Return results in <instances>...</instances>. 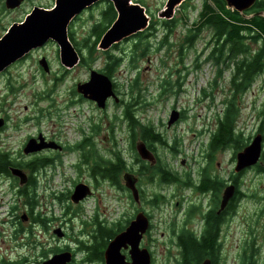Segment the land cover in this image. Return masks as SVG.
<instances>
[{
	"label": "rangeland",
	"instance_id": "1",
	"mask_svg": "<svg viewBox=\"0 0 264 264\" xmlns=\"http://www.w3.org/2000/svg\"><path fill=\"white\" fill-rule=\"evenodd\" d=\"M133 1H138L146 7L150 16L149 27L125 37L108 50H102L95 44L98 38L96 29H101L109 16L106 15V2H100L87 9L71 22L70 35L83 62V65L76 69L63 72L65 66L60 61V47L55 41H51L34 51L29 58L9 67L8 72L0 76V116L10 118L9 124L6 122L0 129V139L3 141V148L10 150L8 153L12 159L31 157L23 153L22 142L26 135L41 129L46 139L51 138L54 131L50 119L54 113L62 112L67 103L75 98L77 83L87 81L91 69L106 73L115 58L119 59L114 73L119 101L108 100L106 110L84 104L82 114L79 113L78 105L70 106L65 119L67 141L73 143L79 139L75 134L78 126L84 128L89 135L90 125L87 120L96 116L97 121L103 124L104 131L95 136L94 141L102 151L100 154L110 158L116 150V140L113 138L112 151H104L105 148L111 147L110 140L106 139V136L110 135L107 124L109 121L118 124L119 117L123 118V108L126 105L132 106L143 125H153L168 142L166 145H153L165 168L177 165L185 157L196 160L197 154L207 149L212 133L217 129V117L223 116L227 108H232L239 136L242 135L243 140L247 139L248 143L260 127L264 130V72L250 85L238 90L232 83V69L218 65L210 56V40L214 29L207 25V18L212 9H215L212 0H187L177 9L171 20L159 16L168 0ZM53 4L55 0H26L19 8L7 9L5 0H0V38L13 23L24 20L35 6L50 7ZM252 16L253 14L245 15L246 18ZM245 34L248 35L246 41L249 47L259 49L261 57L264 58V38L255 41L250 34ZM92 47L93 53L90 50ZM42 57H46L51 63L50 73L45 72L38 64ZM12 87L16 90L12 91ZM173 110L182 112V121L179 122V119L169 127L168 122ZM25 114L34 118L32 124L40 121V125L28 126L22 119ZM86 115H89L88 118ZM100 116L108 118H98ZM16 123L19 129L13 126ZM118 132L116 136L119 142L120 134L126 142V147L121 143L124 157L129 165H132L133 172L140 177L141 188L145 189L146 175L142 164L136 160L132 139L121 129H118ZM140 140L137 137L136 141ZM244 144L242 141V147ZM229 152L224 156H216V170L219 168L218 161L232 169L229 158L230 155L234 156V152ZM95 158L94 152H69L57 161V167H47L46 171L39 173L41 186L38 189L39 199L35 208H39L41 212L34 214L41 213L50 220L45 223L38 222L42 226L35 228L38 234L37 244L23 242L21 236L18 238V224L30 225L33 217L31 212L25 211L22 201L16 206L22 209L10 212L17 201L12 197L15 190L7 180H3V183H0V252L14 259L24 256L36 259L39 251L38 259L40 264H43L50 258L55 247L69 244L77 249L81 246L80 241L87 240L88 232L83 229L84 220L91 222L97 213L100 218H107L109 221L123 220L126 226L128 217L133 216L138 208L152 217V231L147 235V248L153 254V262L179 264L180 251L175 238L169 240L165 237L169 236V230L176 228L178 215L175 213L181 212L177 202L186 197L187 191L181 185L169 184L163 192L164 198H159L161 202L159 201L158 205L153 206L146 198H142L141 203L137 204L130 198L127 190H119L106 181L97 182L89 174L83 178L74 167L78 162L83 165ZM84 168L89 171L86 165ZM93 169L96 171L97 167ZM54 172L55 174L51 175ZM76 173L93 187L94 194L81 204L82 206L73 203V207L69 206L63 195L74 189ZM154 181L153 179V184H149L147 179L148 189L154 188ZM261 188H264V178L257 180L253 173L248 174L243 190L255 194ZM57 196H60V199L56 198ZM254 204L255 195L242 202L237 216L223 229V236L221 233V239L219 238V264H245L241 261L242 248L247 244L250 251L252 242H255L259 235L258 222L253 211ZM28 208L30 210L29 205ZM247 209L249 212H246ZM58 227H64L63 230L70 236L65 240L59 238L54 233ZM83 254L79 252L76 260H81ZM250 263L251 261L247 264Z\"/></svg>",
	"mask_w": 264,
	"mask_h": 264
},
{
	"label": "flooded vegetation",
	"instance_id": "2",
	"mask_svg": "<svg viewBox=\"0 0 264 264\" xmlns=\"http://www.w3.org/2000/svg\"><path fill=\"white\" fill-rule=\"evenodd\" d=\"M34 51H36V49L31 51L21 60L29 58ZM91 52H93V50H91ZM38 64H40V60L38 61ZM49 65L50 68L52 69L50 62ZM81 65L83 64L81 63L73 68H67V67L65 68L64 66H62L65 68L63 72L74 70ZM8 70L9 68L1 72L0 76L5 75L8 72ZM11 89L12 91L16 90V88L14 87H12ZM72 94L75 95L74 90H72ZM83 102L87 103L88 101L86 98H84L83 96L77 93V95H75V98L71 99L67 103V105L65 106L62 112L54 113L52 118L50 119L54 133L51 138H47V139L49 141H53V142L55 141V143L57 142L59 145H62L63 147L61 146V149H53V148L46 149L40 154L31 156L29 159L44 155H54L57 157V159H59L60 155H65L73 150H76L77 152L84 150L87 147L88 142L95 143L94 127L103 126V124H101L98 121L94 123L89 122L90 123L89 135L87 134L84 128L78 126L75 129V134L79 137V139L74 141L73 143L66 140L67 137L65 130L66 129L65 119L67 116L66 112L70 106L78 105L80 109L79 113L80 114L84 113L82 109V105L85 103ZM89 103L92 104V106L95 108L94 103L92 102ZM4 117L6 118L4 119L8 125L10 122V118L9 116H4ZM31 117L32 116L30 114H25L24 118L22 119L23 121L27 122L28 126L38 127L40 125V121H36V123L32 124L31 121H33L34 118ZM95 117L96 116L90 118V120H87V122L91 121ZM98 118L102 119V116ZM180 121H182V118ZM112 125L113 124L109 122L107 124V127L109 128ZM13 126H15L18 129L20 128L17 123L14 124ZM124 132L126 133L125 127H124ZM41 133L42 130L39 129L36 133H31L26 135L25 140L22 142L23 146L24 147L26 146L30 138L35 137L37 135L39 136ZM256 133H260L263 136V153L261 159L257 165L251 167H245L239 171H237L236 169V157H237L236 152L238 153L239 150L241 149H239L238 151L236 150L237 148L242 147L241 145L242 141L245 142V144L243 145L244 147L247 146L249 143L247 139L243 140L242 135L237 137L233 136V135H238V133L233 134V128H232L231 138H229L225 144H219L218 147L216 148L213 146V141L215 137L212 136L211 138L212 144L210 141L207 144V149L197 154L196 160H189L188 157H185L182 158L177 165H169L167 168H165V166H163L161 163L160 156L156 154L157 156L155 155L156 157L155 161L144 162V166H145L144 172L146 175L145 189L141 188L140 181L138 184L141 199L146 198L147 202L151 203L153 206L158 205L161 202L159 198L160 197H162V199L164 198L163 192L166 190L169 184L181 185L182 188L187 191L186 197L182 201L178 200L177 202V206L179 209H181V212L175 213V215H178L177 224L175 225L176 228L173 229L172 231L169 230V236L165 237L169 240L175 238L176 245L178 246L180 251L179 264H183V248H182V240H181L183 236L185 237L186 234H191L196 240H201L205 232L209 230L210 227L216 226L219 232L218 243L221 246V242L219 241V238L221 239V233L223 236V229H225L226 226H228L232 222V220L237 216L238 209L241 203L246 201L250 196L253 197V195H255V204L253 206V211L255 213V217L258 222L259 235H258V239L255 242H252V248L250 251H248L247 244L243 246L241 261L242 263L245 264H247L249 261H251L250 264H259V263L264 264V188H261L255 194L250 193L247 190H243L244 180L246 179L248 174L253 173L257 180H260L262 177L264 178L263 128L260 127ZM106 139L110 140V142L113 144L111 140L112 139L111 133L109 136H106ZM2 143L3 141L0 139V152L10 151L9 149H4ZM229 151L234 152V156L230 155L229 158L232 169L223 166L222 162L218 161L217 165L219 164V168L216 170L215 168L216 156L219 154L224 156L226 154H229L230 153ZM75 168L79 171L80 175L86 176L87 174H89L91 176V171L85 170L84 166L76 165ZM42 170L44 169H41L40 171L32 172V170L29 168L27 170L25 169L26 173L29 176V182L33 180L34 183H41V180L39 178V173ZM51 175H54V173H51ZM0 177H1L0 183H3V180H5L3 173L0 174ZM147 179L150 181L149 184H153V179L155 180L154 181L155 185L153 189L147 188ZM17 181L18 183H20V179ZM114 181H116V179H109L106 182L109 183L110 185H114L119 190H126L123 187H118L114 183ZM231 186L235 187V193L233 195V198L227 203L224 209H221L223 193L226 188ZM135 210L136 213L137 211H139L138 208ZM246 212H249L248 209L246 210ZM145 213L151 220L152 217L149 214H147V212ZM213 215H215L217 218L214 219ZM151 231H152V225L149 234L151 233ZM33 244H37V241L34 240ZM142 245L147 249V231L144 234ZM37 253H38L37 254L38 258H40L39 251ZM123 253L128 255V250L124 249ZM38 258L33 259L31 256H24L20 259H14L7 257L0 252V264H40V260ZM218 259H219V255L218 258L216 259L211 258L210 260L212 264H219ZM205 260L206 259L203 258L197 264H202Z\"/></svg>",
	"mask_w": 264,
	"mask_h": 264
},
{
	"label": "water",
	"instance_id": "3",
	"mask_svg": "<svg viewBox=\"0 0 264 264\" xmlns=\"http://www.w3.org/2000/svg\"><path fill=\"white\" fill-rule=\"evenodd\" d=\"M25 0H6L9 9L20 7ZM100 0H56L55 8L35 6L26 19L20 23H14L7 33L0 39V72L12 63L25 56L32 49L43 46L49 40L56 41L61 48L62 63L68 67H74L80 60V55L68 36V26L71 21L84 9ZM117 8L118 16L111 27L105 32L100 41V49L108 50L113 44L119 43L125 37H129L148 27L150 17L146 14V9L139 3L132 0H110ZM186 0H168L166 7L160 12L161 18L172 19L176 8ZM257 0H226L229 7L243 12L251 8ZM259 14H262L260 12ZM41 64L47 69V60L43 58ZM77 91L86 98L97 103L101 108L106 107L109 97L119 99L114 92V85L111 78L101 72L92 70L90 80L79 83ZM180 117V112L173 110L169 120V126L175 123ZM4 120L0 118V127ZM263 136L258 134L252 142L237 154V171L256 165L262 154ZM52 143H37L36 139H31L25 148V154L34 153L45 147L52 146ZM140 157L144 160L155 161L153 153L148 149L145 142L137 144ZM13 174L21 178V183L27 182V175L20 168H13ZM125 185L132 191L136 202L140 203V192L137 188L138 178L132 172L124 174ZM235 187L225 189L221 209L233 198ZM91 194L89 185L79 183L72 194V201L79 203ZM25 218V217H24ZM26 219V218H25ZM150 227L149 218L144 211H140L128 227L118 233L109 243L105 250V264H127L126 255L122 249L130 248L131 264H152V256L149 249L141 248V240ZM54 232L63 237L62 228H57ZM72 260V253L67 251L56 254L44 264H67ZM202 264H212L210 259H206Z\"/></svg>",
	"mask_w": 264,
	"mask_h": 264
},
{
	"label": "trees",
	"instance_id": "4",
	"mask_svg": "<svg viewBox=\"0 0 264 264\" xmlns=\"http://www.w3.org/2000/svg\"><path fill=\"white\" fill-rule=\"evenodd\" d=\"M215 9L207 18V25H210L214 29L213 37L211 38L212 50L210 56L213 57L217 64L220 66H226L232 69V83L239 90L246 85H250L256 78V76L264 69V58L261 57L260 52H256L255 48H250L247 44V34H250L255 38H264V16L257 15L259 11H264V0H258L256 4L247 10L245 13H241L236 10H231L225 0H212ZM253 14L251 18H246L245 15ZM109 20L106 18L105 25L97 30L96 35L98 41H100L103 34L110 27L112 22L116 19V11L112 3L106 13ZM93 49L94 48H90ZM119 59L115 58L113 63H110L106 69L107 75L111 78L114 77L116 71L117 62ZM133 111V110H132ZM134 112V111H133ZM226 116L220 122V128L218 134L215 136L213 146L216 148L219 144H225L232 136V124L231 121L235 119L232 108H227ZM135 114V113H134ZM127 118L131 121L130 130L132 133V146L135 149L136 139L139 137L146 143H152L154 141H161L160 135L154 132V130L143 125L140 120L131 113L127 112ZM234 127V125H233ZM115 128H112L114 134ZM113 138L114 135H113ZM110 152L112 150H104ZM87 152L96 153L95 165L97 167L94 175L101 174L103 178H112L121 185V175L124 170H129L127 162L123 159L122 154L114 150L110 158H106L100 154L101 150L93 147L88 149ZM10 154H3L0 152V174L12 176L10 167L12 165H21L17 161L11 159ZM37 162H26L22 166L29 168L33 171H38V167H44L52 163V159L39 158ZM38 160V159H37ZM136 160L141 161L136 154ZM91 161V160H90ZM88 161V162H90ZM115 161V162H114ZM39 165V166H38ZM39 184L34 183L33 180L28 184L19 188V195L23 198V207L31 212L33 220L41 223H45L50 220L48 216H43L41 213L34 214V212H41L39 208H35V204L38 205ZM69 202V193L63 195ZM60 199V197H58ZM70 203V202H69ZM71 204V203H70ZM30 206V210L28 208ZM72 205V204H71ZM70 206V205H69ZM73 206V205H72ZM20 208L14 206L13 212H18ZM131 217H128L129 221ZM213 218L217 217L213 215ZM41 227L42 225L39 224ZM85 227V228H84ZM125 227L123 220L109 221L107 218H100L96 215L91 223L85 222L83 229L88 232V237L85 242L80 241L81 246L78 250L84 252L86 259H82V262L104 264V251L109 244L110 240L115 237ZM86 231H83L85 233ZM22 232L17 231V234ZM34 227L30 224L28 242H33ZM218 229L216 226L210 227L207 230L201 240H196L191 234H186L182 237L183 248V264H197L201 259L210 257L212 259L218 258L221 246L218 243ZM47 249V248H46ZM59 248H54L52 252H56ZM76 250V253H78Z\"/></svg>",
	"mask_w": 264,
	"mask_h": 264
}]
</instances>
